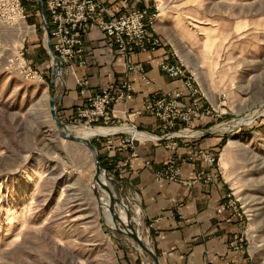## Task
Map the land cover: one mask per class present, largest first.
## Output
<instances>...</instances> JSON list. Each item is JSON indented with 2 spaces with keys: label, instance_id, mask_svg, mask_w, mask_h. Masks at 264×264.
Here are the masks:
<instances>
[{
  "label": "rangeland",
  "instance_id": "rangeland-1",
  "mask_svg": "<svg viewBox=\"0 0 264 264\" xmlns=\"http://www.w3.org/2000/svg\"><path fill=\"white\" fill-rule=\"evenodd\" d=\"M21 1L28 13L26 21L16 25L0 22V264H121L124 250H136L153 264L103 214L102 208L112 207L120 216L129 207L134 228L141 230L146 242L137 224H141L138 200L129 194L119 170L125 159L117 164L112 161L125 151H112L107 140L91 137L120 195V200L106 196L109 206L100 204L104 188L100 187L99 194L93 186L92 152L65 139L50 113L54 98L60 120L68 127L84 126L77 114L88 100L74 117L63 118L61 107L68 86L53 75L38 0ZM143 2L159 9L154 29L163 44L159 49H169L166 58L176 53L187 64L202 88L204 106L217 110L214 117L198 121L204 122L200 130L219 134L224 140L220 153L214 154L218 164L204 163L217 167L228 186L221 206L232 219L228 223L240 225L239 243L249 264H264V0ZM22 58L42 80L27 77L19 64L11 62ZM61 72L66 80L62 66ZM109 126L127 127L113 120ZM232 139L240 142L229 147ZM103 148L113 154L108 155L111 160L104 159ZM230 196L235 202L231 208L226 206Z\"/></svg>",
  "mask_w": 264,
  "mask_h": 264
},
{
  "label": "crops",
  "instance_id": "crops-1",
  "mask_svg": "<svg viewBox=\"0 0 264 264\" xmlns=\"http://www.w3.org/2000/svg\"><path fill=\"white\" fill-rule=\"evenodd\" d=\"M169 51L161 48L137 52L130 57L131 62L144 64L152 84L146 85L137 73H130L135 98L116 106L113 123L129 124L128 117L132 114L133 122L142 131L157 135L167 131L163 123L152 116L137 114V111L146 99L159 97L174 88H183L181 80L170 78L158 67L159 60L169 56ZM125 74V58L105 44L104 35L98 29L92 30L87 38V64H74L64 74L68 91L62 101L63 118L71 119L87 104V92L79 87L78 78H86L92 91L106 88L116 91ZM192 126L204 129V122ZM176 141L174 148L169 147L171 140L155 138L137 142L136 157L125 151L117 153L112 160L117 164L131 156L126 166L119 170L125 177L129 194H135L138 200L139 220L146 243L158 256L160 264H249L246 250L241 249L239 243V223L226 221L227 210L223 213L217 211L228 194V186L220 170L204 162L182 161L199 148L217 155L224 146L223 137L205 132L201 136ZM108 155L113 154H108L103 148L105 160L109 159ZM145 159L152 162L154 170L146 168ZM170 162L180 167L181 179L176 182L157 181L154 172ZM200 170L212 173L213 181L196 182L191 187L183 183ZM120 257L121 264H150V260L136 250L121 251Z\"/></svg>",
  "mask_w": 264,
  "mask_h": 264
},
{
  "label": "built area",
  "instance_id": "built-area-1",
  "mask_svg": "<svg viewBox=\"0 0 264 264\" xmlns=\"http://www.w3.org/2000/svg\"><path fill=\"white\" fill-rule=\"evenodd\" d=\"M44 5L48 14L52 48L59 57L64 72H69L74 64L80 66L87 64L85 57L87 38L94 29L102 32L107 46H113L125 58L126 74L119 88L116 91L107 88L98 92L86 90L88 105L77 114V118L84 122L85 127L110 128L109 124L116 113V106L135 98V86L129 79V74L135 72L146 85L152 84L144 64L131 62L130 57L137 52L162 47L161 39L154 32L159 19L158 7L148 6L143 0H44ZM27 18L28 13L21 0H0V22L16 25L25 22ZM11 62L19 64L22 71L20 72H26L27 77L43 79L42 75L28 68V62L24 58L21 61L12 59ZM158 67L170 78L181 80L183 88H174L159 97L146 99L137 114L152 116L163 123L169 131L160 137L153 136L157 140H171L169 147L173 148L177 144V139H187L206 132L192 128L191 125L214 117L217 110L215 107L210 109L204 106L202 102L204 94L195 73L176 53L171 59H160ZM78 84L88 89L87 80L78 79ZM132 117L130 114L129 124L126 125L135 129L136 135L115 131L96 134L94 137L97 140H107L108 149L112 151H130L131 156L136 157L137 142L149 140L145 134H152L139 130ZM130 157L119 166H125ZM143 161L146 168L154 170L150 160ZM182 161H202L208 165H215L218 164V157L199 149ZM154 173L157 181L176 182L181 179L180 167L174 162L166 164ZM212 178L211 174L200 170L183 180V183L191 187L196 182H210ZM233 205L235 202L230 196L226 206L231 208ZM217 211L223 213L224 207H219ZM226 221L231 222L232 219L227 218Z\"/></svg>",
  "mask_w": 264,
  "mask_h": 264
},
{
  "label": "water",
  "instance_id": "water-1",
  "mask_svg": "<svg viewBox=\"0 0 264 264\" xmlns=\"http://www.w3.org/2000/svg\"><path fill=\"white\" fill-rule=\"evenodd\" d=\"M43 0H38V8L39 11L41 13L42 19H43V24H44V28L47 32V45H48V49L50 51L51 57L53 59V75L54 76H58L62 82V84L64 85V87L66 86L65 80L62 78V72H61V62L59 57L55 54L53 48H52V43H51V38H50V25L48 22V14L44 8L43 5ZM56 100L54 98H51V108H50V113L52 116V119L54 120V123L59 127V132L61 133V135L68 140L80 143L85 145L93 154V161H94V165L96 168V174L94 177V181L95 183L99 184V176L102 172L107 173L109 176H111V173L105 169L99 159V152L97 150V148L95 147V145L93 144V142L91 141V139L89 138H85L82 136H79L77 134H73L72 132H70V130L68 129V125L63 122L62 120H60L59 116L57 115V107L55 106ZM63 132V134H62ZM96 190V188H95ZM97 192V190H96ZM113 211L115 209H112ZM130 216V214H129ZM115 219L120 222V224L122 225V228L118 225V227H116L115 229L122 234H126L128 235L130 238H132L139 246L140 250L142 252H144L145 254H147L153 261L154 264H160L159 258L158 256L155 254V252L153 251V249H151L146 242H144L143 240V236H142V232L141 230H135L134 228V224L133 222H129V224H125L120 216H116ZM138 225L141 226V224L137 223Z\"/></svg>",
  "mask_w": 264,
  "mask_h": 264
},
{
  "label": "bare ground",
  "instance_id": "bare-ground-1",
  "mask_svg": "<svg viewBox=\"0 0 264 264\" xmlns=\"http://www.w3.org/2000/svg\"><path fill=\"white\" fill-rule=\"evenodd\" d=\"M259 113V112H258ZM262 113V112H261ZM256 114V113H255ZM260 114V113H259ZM257 115V114H256ZM256 117V116H255ZM74 128V127H73ZM71 126L70 127H68V129L70 130V132H72L73 133V131H72V129H73ZM114 128H118L119 130H117V131H126V132H129V133H131V134H137V132H136V130L135 129H133V128H131V127H125L126 129H123V130H120V129H122V127H110V128H101V129H92V128H88V127H85V126H78V127H76V128H74L75 129V131H74V134H77V135H79V136H82V137H85V138H89V139H91V137H93V136H95L96 134H107V133H111V132H113V130L114 131H116ZM124 131V132H125ZM138 135H142V134H138ZM144 135V134H143ZM148 138H150V139H154L155 137L153 136V135H148V134H145ZM240 142V140L239 139H232V140H230V143H229V147H234V146H236L238 143ZM28 177H29V175H28ZM26 180V179H25ZM99 184H97V183H95L93 186L96 188V190H97V192L99 193L100 191H99V189H100V187H102V188H104V189H102L101 191H102V194H100L101 195V200H103V203L101 202V200H100V204H104L105 206L107 205V204H110L108 201H107V198H106V196H108V197H110V198H113V197H115L117 200H120V198H119V194H118V191L116 190V188H115V184H114V179L112 178V176H109L107 173H104V172H102L101 174H100V176H99ZM122 200H123V198H122ZM123 202V201H122ZM119 206H122L121 205V202L119 201ZM127 205V204H126ZM125 205V206H126ZM107 206H109V205H107ZM124 206V207H125ZM103 210H105V213H103V214H106V216H107V218L109 219V222H110V226L111 227H113L114 225H115V227H114V229L116 228V227H118V221L115 219V217H116V214H115V210L113 211L112 209V207L111 208H108L107 209V207L106 208H102ZM130 208L129 207H127L126 206V208H125V210H122L123 212H122V214H120V218H121V220L123 221V218H124V220L126 219V222H125V224H129V222H132L133 220H132V218L131 217H129V215H128V213L130 212ZM113 216H114V218H113ZM126 216H128V217H125ZM138 216V215H137ZM105 217V216H104ZM119 217V216H118ZM106 218V217H105ZM113 219V220H112ZM113 221H114V223H113ZM124 222V221H123ZM137 223V222H136Z\"/></svg>",
  "mask_w": 264,
  "mask_h": 264
},
{
  "label": "trees",
  "instance_id": "trees-1",
  "mask_svg": "<svg viewBox=\"0 0 264 264\" xmlns=\"http://www.w3.org/2000/svg\"><path fill=\"white\" fill-rule=\"evenodd\" d=\"M101 162H102V159H101ZM102 164H103V162H102Z\"/></svg>",
  "mask_w": 264,
  "mask_h": 264
}]
</instances>
